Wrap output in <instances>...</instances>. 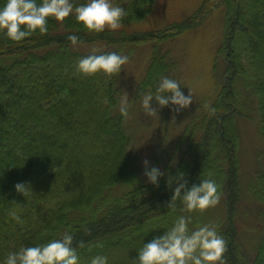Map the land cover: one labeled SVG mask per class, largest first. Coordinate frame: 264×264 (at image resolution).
I'll return each mask as SVG.
<instances>
[{"label": "trees", "instance_id": "1", "mask_svg": "<svg viewBox=\"0 0 264 264\" xmlns=\"http://www.w3.org/2000/svg\"><path fill=\"white\" fill-rule=\"evenodd\" d=\"M71 2L79 6L87 0ZM155 2L111 3L127 11L124 27L145 20ZM5 4L6 0H0V8ZM218 7H224L226 17L217 51L226 63L224 83L207 113L191 126L194 137L176 165L158 178V187L144 183L129 152L125 118L115 113L121 94L119 74L77 73L78 61L92 55L82 52L83 48L100 45L95 55H126L150 45V58L134 85L142 97L155 92L162 71L173 68L162 45L199 27ZM47 26L46 34L37 31L19 43L0 31V264L21 247L45 245L65 233L73 236L78 264H91L96 256L107 257L108 264H132L143 245L163 235L179 216H191L190 231L206 225L205 213L211 207L191 214L183 211L179 200L174 211L167 207L177 186L173 182L169 187L168 178L178 173L184 174L188 188L199 185L208 174L224 179L219 203L225 202V216L215 228L227 242V264H264V169L247 187L257 204L254 210L261 209L254 215L257 241L250 257L240 241L241 232L248 230L239 229L247 220L239 215L243 199L236 129L237 120L249 121L255 114L264 141V0H203L186 20L160 32L125 28L89 32L74 14L63 23L49 18ZM69 35L78 36L80 43L73 46ZM65 64L68 70L60 66ZM58 142L63 145L61 151ZM215 151L219 156H214ZM219 159L221 168L216 165ZM17 183L31 186L28 197L15 191ZM12 207L17 208L22 224L8 215ZM242 209L250 211L249 206ZM81 241L83 248L78 247ZM117 253L122 259L116 258Z\"/></svg>", "mask_w": 264, "mask_h": 264}, {"label": "rangeland", "instance_id": "2", "mask_svg": "<svg viewBox=\"0 0 264 264\" xmlns=\"http://www.w3.org/2000/svg\"><path fill=\"white\" fill-rule=\"evenodd\" d=\"M113 1L111 0V2ZM202 1L156 0L154 9L145 20L121 28L132 32H160L172 23L186 20L198 9ZM225 21V9L224 7H218L199 27L185 31L162 45L163 50H166L167 53V61L171 63L173 68L168 71H162L156 86H158L162 78L168 77L180 84L181 91L185 96L190 91L193 97V103L189 108L180 112H175L173 110L174 106L170 104L160 108L156 116L148 117L145 115L141 106L142 97L135 93L134 85L138 82L150 58V45L139 46L129 54H126L129 56V62L122 66L117 79L121 91L119 101L126 91L130 100V107L128 109L129 117L124 119V128L131 140L129 152L133 153L136 158L135 169L144 183H148L147 177L144 175V161L147 160L149 162L147 166L149 170L155 167L165 173L172 169L181 155L185 153L187 143L194 137L191 126L207 113L208 108L219 94L226 76V63L217 54V51L224 36ZM243 23L245 24V22ZM237 35H239L238 32ZM83 49L82 52L84 53L94 54L100 51L102 47L99 45V47ZM60 66H62L61 68L69 69V64ZM119 104L115 113L120 112ZM151 104L153 107H157L155 99H153ZM251 116L249 121H236L239 138L237 148L240 164L239 181L243 199V202L241 201V204H239L241 209L239 215L247 220V222L241 223L239 229L242 227L248 230L241 232L240 241L245 255L250 257L253 256L254 246L257 241V235L253 234L257 226V219L254 215L259 214L261 209L254 210L257 204L250 199L247 187L264 169V141L257 131L255 114ZM73 138H75V134ZM96 139L100 143L102 142L99 137H96ZM58 143V150H63L62 143ZM215 155L219 156V153L215 151ZM109 157L107 156L106 159ZM109 161L110 159L108 160V165H110ZM121 161H123L122 158L119 162ZM220 161L221 159L216 163L218 168H221ZM113 166L115 167L116 164L113 163ZM212 175L208 174L206 178L216 180L219 192L224 188V179L221 177L214 179L215 175ZM224 205L225 202L218 203L205 213V216H207L206 225L216 227V224L225 216ZM248 206L250 211H243L242 208ZM250 223L253 224L252 227H249ZM138 231L140 232V230ZM99 251H101L100 248L97 252ZM136 254L137 251H135L134 255ZM116 258L122 259V255L117 253Z\"/></svg>", "mask_w": 264, "mask_h": 264}, {"label": "clouds", "instance_id": "3", "mask_svg": "<svg viewBox=\"0 0 264 264\" xmlns=\"http://www.w3.org/2000/svg\"><path fill=\"white\" fill-rule=\"evenodd\" d=\"M73 14L76 21L82 23L87 31L95 33L121 28L122 20L128 15L124 8L114 6L111 0H87V3L79 6H74L71 0H42L40 4H37L36 0H6L5 6L0 8V31L5 32L10 40L19 43L37 31L46 34L49 18L63 23ZM67 39L73 46L80 43L76 35H69ZM128 62V55L115 52L92 54L78 61L76 71L84 76L103 72L111 77L119 74L122 66ZM153 99L157 107L152 106ZM192 103L190 91L185 96L180 84L168 77L161 79L155 92L145 93L141 98V106L148 117L156 116L160 108L170 104L174 106L175 112H180L189 108ZM129 107L130 100L125 91L119 104L120 114L124 118L129 117ZM148 163L147 160L144 161V175L148 183L158 187V178L164 173L155 167L149 170ZM173 182L177 186L167 205L173 211L177 200L182 203L183 211L189 214L197 211L202 213L210 207H215L220 201L218 185L214 180L204 179L199 185L193 184L188 188L184 174L178 173L177 177L169 176V187ZM14 187L15 191L24 197H28L32 192L27 183H17ZM12 203L16 204L15 201ZM8 215L17 223H23L16 207L9 209ZM190 223V215L179 216L163 235L156 236L151 242L143 245L138 251V259L132 260V264H227V242L218 234L216 228L204 225L190 231ZM84 246L83 241L78 245L80 248ZM78 260L77 250L73 247V236L65 233L62 239H54L41 246L21 247L18 252L9 253L4 264H78ZM91 264H108V258L96 256L91 259Z\"/></svg>", "mask_w": 264, "mask_h": 264}]
</instances>
